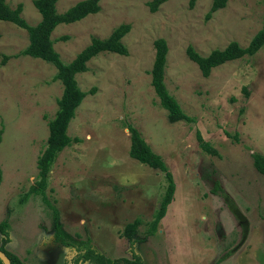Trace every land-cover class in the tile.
I'll use <instances>...</instances> for the list:
<instances>
[{
    "label": "rangeland",
    "instance_id": "rangeland-1",
    "mask_svg": "<svg viewBox=\"0 0 264 264\" xmlns=\"http://www.w3.org/2000/svg\"><path fill=\"white\" fill-rule=\"evenodd\" d=\"M5 1L22 3L32 25L42 18L34 0ZM79 1L58 0L57 11ZM150 1L100 0L98 12L52 32L68 63L93 37L131 26L122 39L127 55L102 51L77 73L80 88L95 92L70 121L68 134L76 140L57 155L45 195L30 188L63 83L54 64L21 54L30 42L27 30L0 20V223L10 210L6 249L30 264H71L74 252L55 241L54 209L69 239L89 240L111 258L264 264V176L253 163L254 152L264 155V45L209 76L186 51L192 45L205 56L232 41L247 46L263 26L264 0H228L210 17L213 0H168L154 12ZM159 38L168 46L166 86L190 120L169 122L152 85ZM130 124L175 180L172 202L153 234L151 221L168 181L163 171L130 157ZM202 142L219 155L206 152ZM137 218L130 239L123 231Z\"/></svg>",
    "mask_w": 264,
    "mask_h": 264
},
{
    "label": "trees",
    "instance_id": "trees-1",
    "mask_svg": "<svg viewBox=\"0 0 264 264\" xmlns=\"http://www.w3.org/2000/svg\"><path fill=\"white\" fill-rule=\"evenodd\" d=\"M58 0H34V5L40 12L42 18L35 24H30L23 16V4L18 3L16 7H11L5 0H0V20L10 21L17 26L26 29L29 34V45L21 52L24 55H30L35 58H40L46 62L54 64L57 68L55 75L56 79H60L63 83V92L58 99V109L55 115L49 119V135L46 144L37 159L38 179L31 186L30 193L43 194L47 182V177L57 158V155L66 146L71 145L76 138L68 134L70 121L75 117L77 108L80 106L84 98L89 93L95 92V87L88 91L80 88L76 79L77 73L88 70L87 62L98 55L102 51H109L127 55V46L122 41L125 34L130 30L129 24H121L114 28L110 35L106 38L93 37L89 45L82 49L76 57L70 62H64L60 54L54 47L55 40L51 37L52 32L61 23H71L78 21L85 16L96 13L100 10V0H81L71 6L63 13H59L56 8ZM168 0H151L148 4L152 12L156 11L159 6ZM196 0H191V5ZM228 0H213L212 7L207 14L210 17L212 12L226 5ZM264 45V23L260 30L250 40L245 47L241 46L237 41L230 42L223 49H214L208 55H201L196 49L189 45L187 55L200 68L204 76H209L211 70L227 61L239 59L246 55L255 54ZM156 55L153 67L150 71L152 77V85L157 96L160 99V104L167 110L169 122L179 120H190L182 110L178 101L168 90L165 83V66L168 53V46L163 38L155 41ZM5 60L7 57L5 56ZM130 130V157L144 163L152 168L158 169L165 173L168 184L164 196L161 199L160 206L155 214V218L151 221L150 233L157 230L159 221L165 216L169 204L172 202L175 193V180L173 174L169 171L162 157L155 153L150 145L142 137L139 130L128 125ZM4 133L3 127L0 129V143ZM203 149L212 154L219 155L216 148L210 146L207 142H202ZM253 163L255 168L264 176V155L261 153H253ZM2 170L0 166V183ZM218 187V184H216ZM215 192V189H213ZM29 195V192L28 194ZM45 198V196H44ZM56 228L55 241L67 246L74 252L71 259V264H146L139 255H134L132 258L118 257L111 258L104 255L96 249L89 240H73L69 239L67 233L62 229L58 222V212L54 209ZM6 217L0 223V233L2 235L0 250L5 252L9 257L11 264H30L21 259L16 254L8 251L6 245L10 242L9 237V216L10 210ZM140 224V219L137 218L133 222L126 224L123 234L132 239L134 232ZM0 264H4L0 258Z\"/></svg>",
    "mask_w": 264,
    "mask_h": 264
},
{
    "label": "water",
    "instance_id": "water-1",
    "mask_svg": "<svg viewBox=\"0 0 264 264\" xmlns=\"http://www.w3.org/2000/svg\"><path fill=\"white\" fill-rule=\"evenodd\" d=\"M0 258L2 259L4 264H11L9 257L2 250H0Z\"/></svg>",
    "mask_w": 264,
    "mask_h": 264
}]
</instances>
